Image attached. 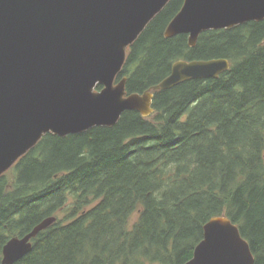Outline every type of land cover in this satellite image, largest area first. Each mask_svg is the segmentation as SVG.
Segmentation results:
<instances>
[{"label": "trees", "instance_id": "1", "mask_svg": "<svg viewBox=\"0 0 264 264\" xmlns=\"http://www.w3.org/2000/svg\"><path fill=\"white\" fill-rule=\"evenodd\" d=\"M184 3L149 24L118 81L144 94L179 61L231 69L154 92L148 118L129 111L114 127L44 137L0 178V264L11 239L51 217L15 264H186L222 216L264 264V21L205 32L190 47L187 35L165 37Z\"/></svg>", "mask_w": 264, "mask_h": 264}, {"label": "water", "instance_id": "2", "mask_svg": "<svg viewBox=\"0 0 264 264\" xmlns=\"http://www.w3.org/2000/svg\"><path fill=\"white\" fill-rule=\"evenodd\" d=\"M172 0H0V178L49 134L66 138L114 127L124 113L154 115V92L190 80L219 78L226 59L179 61L144 94L118 81L128 49ZM264 21V0H185L165 37H189ZM101 86L102 89L97 91ZM57 222L51 217L11 239L2 264H15L33 240ZM240 229L229 218L204 226V239L186 264H254Z\"/></svg>", "mask_w": 264, "mask_h": 264}, {"label": "rangeland", "instance_id": "3", "mask_svg": "<svg viewBox=\"0 0 264 264\" xmlns=\"http://www.w3.org/2000/svg\"><path fill=\"white\" fill-rule=\"evenodd\" d=\"M98 91V90H97ZM62 217H64V214L61 215ZM138 219V215H136L134 218H133V221H132V224H134Z\"/></svg>", "mask_w": 264, "mask_h": 264}]
</instances>
